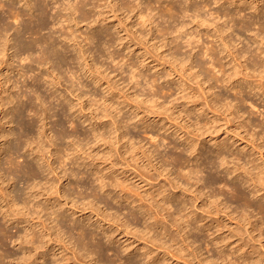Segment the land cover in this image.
Listing matches in <instances>:
<instances>
[{"label": "rangeland", "instance_id": "obj_1", "mask_svg": "<svg viewBox=\"0 0 264 264\" xmlns=\"http://www.w3.org/2000/svg\"><path fill=\"white\" fill-rule=\"evenodd\" d=\"M57 1L52 2V5H51L52 6L51 12L55 16L50 12L52 14L51 15L52 17L54 16L57 18H55V21L53 22V24H50L47 29L46 28L43 29L38 35V37L39 36L41 37V35H44L43 37H48L50 34L53 33L54 35L53 34L52 35L55 36L54 37L55 41L57 40L58 42L57 41L56 42L59 45L58 47L55 48V52L57 49L58 53L60 52L59 50H61V54L63 52L64 54H66V55L63 54V56L68 57V58L65 57L67 60H69L68 63L66 64L67 66L65 64H64L65 66L64 65L59 66L58 65L59 63H57L58 61H56L57 59L55 61L54 60L52 61L53 63H55V65L51 63V61L48 62L49 64L47 63V65L46 63L44 65L41 63L34 62V60L36 61L38 59L39 54H40L39 52H41L40 51L41 49L39 50V48H37L38 46L35 47L36 50L33 49V52L36 51L34 54L32 51L30 52L31 55L29 52L25 53L23 52L24 50L21 51V49H25L26 47H28L29 46V44L27 45L28 41L29 43H31L35 39V37H33L34 38L33 39L30 35L23 34V32L26 33L25 31L22 32L19 30L24 29V27H21V26H25L26 24L30 22H31L30 24L32 25H29V26L33 27L37 25L36 22L39 23V16H38L39 12L27 10L24 0H1L2 5L4 7L2 8V10L4 12H2V10L0 9V18L5 21L8 19L6 23L8 22L11 25V27L9 25V28H10L9 33H8L9 35H7L9 44L7 46L6 57L4 59L5 61H7V64L5 63L4 66L0 67V81L1 83H3V87H4L2 91L4 92V90H6L7 96H5V93L1 92V94L4 96H1L0 94V99L2 97L7 98L9 94L11 93H12L11 95L15 96L16 98L19 95H22L24 93L28 95V97L30 98L37 97L35 99L32 98L33 104H34V101L36 102L33 106L35 107V109L38 107L36 110L38 109L40 110V111L38 110L40 113V116L39 114L33 115L34 112L32 113L27 110L25 111L27 114H25V112L23 113L24 114L23 119L28 120V121L26 122L23 120V123L25 122L24 125L28 126L29 122H32L33 119L34 120L39 119L36 122V124H34L36 129H34L35 132L33 131V135L35 134L34 136L36 138L38 137L37 139L41 138L40 143L43 142L42 144L43 146L46 147V150L49 149L50 151H52L54 156L53 158H49L50 156L49 152L45 150L47 153L46 160L48 158V161L50 163H53V168L56 172L55 174H51V173L49 174V171H47V167H46L47 165L44 161L45 158L43 160L41 159L40 155H38L39 148L38 146H36L37 144L35 145L32 143V145H29L31 141L36 142L37 139L34 138V136H32L33 140H31L32 139L31 137L30 138L23 137V139H21L20 141L17 140L18 135H14L13 132L17 134L23 133V129L20 128V125H18L16 121H13V123H10V124H6V125L4 124L5 125L4 129L0 127V165L2 169L1 171L4 174L9 172V166L6 163H7V159L10 156H12L11 158H13V161H16L18 165H20L21 168H23V170L25 169L23 166L26 167V163L32 166L35 169L36 178L33 177L32 175H29L26 171H23L20 168V166L19 168L21 171L19 170V168H18L19 172L15 173L14 172L15 170L10 171V172L15 173L13 175L15 178V182L13 183L12 187L8 188L11 192H13L12 195H22V198H24L25 196L28 195L27 193H29L28 191L30 190V187L33 186V184L35 183L38 184L39 185L38 188L44 192L46 184L53 182L55 189L61 190L59 191L60 194L59 193L56 194L55 189L51 190L48 192L47 195H44L42 196V198H39L31 202L29 205L30 207H32V205L34 204H38V205L46 204L47 208L49 207V210L47 211V213L50 214L51 211L53 212V210L50 208L51 207L50 203L55 201L56 207L54 208V210L59 209L57 206V203H59V205H62L63 208L57 211L61 213L62 215H65V217L64 216L62 217L63 219L58 217L59 220L55 218L54 215H52L51 221H54L53 219H55L56 222L54 224L57 226L60 225L58 226L60 229L55 228L53 230L54 234L52 238L54 239L53 241H55L56 243L51 242L49 244L50 249L47 248V249L38 250L37 254H40V255H38L39 259L36 260V263L38 264H94V263L100 264L101 262H105L107 264H147L148 256L146 257L145 255H143L145 250L149 252L151 251L153 255L156 256V258L158 257L159 260H161V262H164L165 264H187L188 262L190 264H230V262H233L232 264H244L245 263L244 257H247V259L250 258L248 259V261L249 260L255 261L259 258L262 261L264 259L263 258L264 257V214L260 213L258 209L260 208V206L264 207L263 206L264 199L262 198V196L264 195V190H262V192L258 194L257 197L253 198L254 193L252 192H254L255 190L253 186H250L249 183L248 184L246 183V181L248 182L250 180V179L248 180L250 176L242 172V166H241V165L245 166L246 163L247 164L250 163L249 165H246L247 167L245 166V168L247 170H249L250 168L253 169L252 163L251 161H249L250 157L252 156L251 160L256 161L257 159L258 160L260 159V155L256 150H252L253 148L250 145H247L246 141H242L241 138L246 137V139L248 140H253V138H251L250 135H247L248 132H250L251 134L253 132V135H255L254 142H256V145L264 146V94L261 91H259V89L251 91V89L246 86L245 88L243 87L242 91L244 89L246 90H244L243 94L241 95L242 91L239 94V92H236L233 90V86H237V83H235L234 85H226V86L224 83H221V82L216 84L215 80L212 79V77H214L216 74V76L219 75L218 76L219 78H224L223 76L227 72L228 74L234 73L233 72L234 68H233V63H232L233 60L231 59V57L228 56V53L226 50L222 51L224 50L223 49L224 46H222V43L214 36V30L216 27L215 25L218 24L217 26L222 27L224 25L223 24L224 21L227 22L226 23L227 27H231L234 25V22H232L233 25L230 23L232 20L231 18L225 19L223 17L224 13L230 12L229 13L230 15L233 14L234 17L236 16L235 20L238 19L237 21H235L236 23H239V20H241L242 22L243 20L242 18H244V21L245 20L246 21L248 20L247 22L253 21L254 23L252 22L251 24H258V26L254 25L255 27L251 25L250 26L251 31L247 33V35H246V32H242L243 37L241 39L234 32L233 41L231 42V45L229 46H231L232 49L233 47H235L233 49V53L235 54L236 53L238 54L239 52L242 55H244V53H246L247 51L246 55H244L247 58V61L245 62L244 58H242L241 60V62L244 61L243 64L248 63V65L251 64V66L253 67L252 62L258 59H259L258 61L261 60L260 63L262 64V62L264 61V57H263L264 55L260 57V54H259L258 55L259 58H257V55H256L257 59H254L255 56L253 57L251 53L257 54L256 50L260 52L259 48H262L264 50L263 48L264 44H262L264 43V40H263L264 31L263 32L262 31L260 32L259 30L256 31L260 27L259 26L260 24L261 25L263 24L262 26H264V0H149V2L148 0H108V1L102 0L100 1L101 3L95 2L97 0H93V1L87 0L84 5L86 9L84 8V10L82 11V13L84 12V14L79 13L78 15V13H76L77 15L76 14L72 15V17L74 18L73 19L74 21L77 18H79L78 23L76 24L75 22H73L72 24L70 23V25H68L69 23L64 20L65 18L62 19L64 20L62 21L60 20L59 15L56 16V14L60 12V9H62L63 6H65L64 4H66L68 1L76 4L78 0H75V1L74 0H57ZM61 2H65V3L63 4ZM87 2L89 3V6L88 4H86ZM169 3L171 4L176 3V4H173V5H176V7L181 3L182 6L180 4L179 7L188 9L187 14L186 15L184 14L185 16L183 18L181 17L183 15L181 16L179 15L181 18L176 16V22H174L175 18L174 19L169 18L171 17V15L169 11L166 9L168 8L167 6L170 5ZM232 3H235L236 5H239V6L236 7V5ZM140 4H141V7L139 9L137 6ZM147 4H151L150 8H152L151 10L153 11L154 19L152 23L148 22L146 23V25H142V21L139 19V11L146 9L147 8L146 6H149ZM93 5L95 7H93ZM256 7H259V10L256 11ZM11 9L14 11L20 12L22 15L25 13L23 15L24 17L22 16L23 20L20 22H16L14 18L10 16L9 11ZM86 11L89 14H87ZM66 13L67 12L64 11L61 14L65 15ZM6 15H8L10 19L9 17L6 18L7 17ZM82 15H84L85 17L87 15L86 19H83L85 17L84 16L82 17ZM196 15H199L204 20L206 19L208 23L206 22L205 24H203L200 21V19L196 18ZM1 16L3 17L6 16L4 17L6 19H4ZM223 19L225 20L223 21ZM60 22L61 24H64L68 28L66 29L68 31L65 32L63 36H62L63 33H60V30H59L61 27ZM214 22H215V25H213ZM33 23H36V24H33ZM170 24H172L171 26H175L177 24V25H180V27L182 26L181 24L188 25L187 31L183 32L184 34L183 33L181 34V38L179 39L178 42L177 41L174 42L173 40L175 39L174 38L175 34L167 35L166 31H161L162 28H166ZM198 24L199 25L201 24V27H199ZM72 31L74 32L73 36H71L73 33ZM231 31L232 30L228 31L227 33H224L223 37H227L229 34L232 33ZM20 32L22 33V35H25V38L24 36L21 37ZM68 32L71 33V35ZM191 33H192V36L190 35ZM193 33H195V35L198 33L196 35L197 36L196 38ZM256 33H258V35L259 34L262 35L263 38L261 39L260 37L259 38L254 37ZM207 34L209 35V37ZM17 35H19L20 38L16 37ZM65 35L67 37H65ZM88 35L90 36L93 35V37H95L93 38L92 41H90L91 44L89 43V40H88V43H86L87 42L86 40L92 37ZM242 35L240 33V36ZM231 36L232 34L230 35V38ZM253 37L257 38V41L255 39V43H254ZM16 38H18L17 40H19L18 41L19 43L17 42ZM21 38H23L24 40L22 39L20 41ZM66 38H70L71 41L70 39L68 40ZM188 39L190 40L194 39L193 41L191 40V42H195L193 46L196 47L197 45V47L191 48L187 46L186 44L188 42ZM227 39L226 41L228 42ZM22 41L26 42V43L23 42V44H26V45H23ZM258 41L259 43L256 44V42ZM175 43L176 44L178 43L182 46L185 44V47L184 46L181 47L180 45L178 46L177 44L180 50L178 51L177 49L176 51V48L178 47H176ZM19 44L23 48L20 47ZM257 45L258 46L261 45V46H259L258 48ZM10 46L14 48H11ZM80 46L83 48L82 50L84 51L89 50L88 53L86 51V55H85L86 57L82 56L83 51L80 50L81 49ZM65 47H68V48L62 50V48H65ZM211 47L213 48L212 51H214L215 53L211 52ZM236 47L238 48L237 50L240 49L238 52L236 50ZM0 50H1V47H0ZM218 51L219 52L222 51L223 53L225 52L226 55L225 54L223 55V53H219ZM79 52L81 53L79 54ZM172 53H175L176 58L179 59L180 61L183 59L187 65H184V67L181 66L183 64L182 62V64L179 65L180 67H178V64L176 63L175 64L176 68L174 69L171 68L172 67L171 65L173 64ZM15 55H17V57ZM80 55L84 57V59L86 58V62H84V59L80 57ZM112 55H114V57ZM226 56H228L229 58L228 57L226 58ZM2 57L3 56L1 55L0 58ZM21 57L25 59L27 57L28 59L27 60L23 59L21 62V59H22ZM75 57H77L78 59H75ZM262 57L263 59H261ZM73 58L75 59V62H73ZM80 58H82L83 60L82 59L80 60ZM211 58H213V60ZM216 58L217 60L219 58H220L219 60H221L222 58L224 63L222 61L221 62L223 63V65L226 64V66L224 65V69H226L225 70L226 72L224 71V69L221 68L222 69L221 71L225 72V74L221 73V71L218 70L219 68L217 69L213 68V67H216L215 66ZM118 59L120 61L122 59L123 62L122 61L120 62ZM190 59L191 60L193 59L192 61L195 64L194 67H196L192 71L193 73L189 70V63L187 62ZM80 61H81V64H80ZM230 61L231 63H229ZM169 62H171L172 64ZM255 63L257 64V61ZM261 64H258V65H261ZM61 66H64V67H61ZM53 67L58 69L57 71L55 70L56 72L54 74L52 71H54L55 68ZM173 67L175 66L173 65ZM20 69L22 70L24 69L22 71L24 73L28 72L29 74L28 73L27 74L29 76L28 77L24 76L23 78H21L20 74L22 73H20L21 72L19 71ZM132 71L133 72L135 71L136 75L137 73L142 74V77H140L139 79L137 77L139 81V86L135 85L136 84L135 80L132 81L130 79V76L133 75ZM182 71L183 72L185 71V73H182V74H184L183 77L185 78L186 81L183 80L182 75L179 73ZM196 72L199 73V75L202 74L199 79H197L193 75ZM246 72H248L246 74H249V71H246ZM34 75L35 77L38 75L40 76V78L42 79L40 81L41 85L44 84L42 82H45V81L47 82V83L45 82L44 88L43 86H39L40 84L38 81L40 79L35 81L36 79L34 78ZM65 75L69 77L71 75H74L75 78L73 77L74 78L73 86L71 83L72 81L70 82L69 77H66ZM58 77L60 78V81ZM225 77L227 78V75ZM36 78L38 79V77ZM7 79L11 80V82L6 84L5 86L4 84L6 83ZM258 79L260 80V78ZM57 81L59 82V86H58ZM99 81H101L100 84H96V82L99 83ZM201 81L206 82V84H204V86H200V84L203 85L202 83H200ZM49 82L50 83L52 82V83L50 84ZM262 82H264V79ZM213 83H215L216 85ZM22 84H24V86ZM151 84L153 87L151 86ZM220 84H223L224 86ZM83 85H85L84 88H83ZM209 85H212V86L215 85L213 86L214 88L212 92L218 95L217 101L219 102L220 100L221 101V103L219 102L220 104L222 105L225 104L224 106L226 108H223L222 109L223 111H220V112L217 111L215 114L217 115V113L220 114L221 112L222 113L224 112L225 115L220 114L221 117L223 116L222 118L218 117L219 114L215 117L214 113L207 110L206 108L207 106L204 103L205 101L204 99L207 100L208 98L211 100V101L209 100V103L215 106L214 104L215 102H212V98L210 97L211 93L209 91L208 92L206 91L208 90ZM14 86H17V87H14ZM18 86H21L22 89L18 90L17 89L19 88ZM50 86L52 88H50ZM33 87L34 88L36 87L38 89L41 88L42 91L40 89L39 90L42 92V94L39 92V90H36V88L32 89ZM168 87L169 89H167ZM184 87H187V88H184ZM157 88H158V93L160 95L157 93V91H156L157 94L154 92L155 89L157 90ZM170 88H172V90ZM76 89H78L79 91L78 90L75 91ZM201 89L209 93L210 95L209 94H207L208 96L205 95ZM45 90L47 91L49 90L48 93L46 91V93L49 96L50 94H52V91L54 92L53 93L54 95L52 94V97L54 96L55 100H54V97L51 98L52 100L49 99L52 102V104H50L51 102L48 99H46L47 102H50L49 104L46 102V104L49 105L48 109L49 108L54 109V110L51 109L52 112L51 110L50 112H47L46 110H44L43 112L42 109H44V107H46L47 105H45L44 103H40L41 100L39 101V98L41 97V95H42V98L40 99L49 97L48 95H46ZM72 90H74L75 92ZM183 90L187 91L188 93L184 92ZM26 91L29 94H27ZM33 91L35 94H37L38 92L39 95L35 96ZM182 91L184 93H187L188 95L191 94L190 95L191 99H189V96L187 94L186 95L188 97V101L187 99L186 100L182 99L184 98V96L181 95ZM249 91H251V93ZM153 92L155 93V95ZM196 93H197V96H196ZM76 94L77 95L79 94L80 97L82 98L79 99V97ZM158 95H159V98L157 97ZM137 96H141L138 101L139 106L141 105L140 110L137 109L136 107L137 106L136 102L138 100L136 99ZM153 96L154 98L155 97L157 98L154 99ZM180 96L182 98H180ZM192 96L194 97L193 99H192ZM238 97L240 100L238 99ZM242 97L244 100L241 99ZM23 98H26V99H23L22 102H24L25 105H29L30 102L28 98L27 97H23ZM149 98L150 100H147ZM151 98H153L154 101L158 100L157 105L159 103L161 104V105L159 104L160 105L159 107H161L164 104L165 107L164 106L163 107L168 108L169 110L171 109L173 113L171 114L168 109H165V111L166 110L169 111V112H166L168 113L166 115L165 111L163 110L164 109L163 107L155 108L157 107L156 105L155 107L152 106V104H150ZM141 99H144L145 102L149 101V105L147 103L145 104L148 106L151 105L152 108L154 107L155 109L153 108V110L155 113L153 112V110H151V113H150V110L147 111V109L149 108L152 109V108L151 106L149 108H147L146 105L142 106V103H139L141 102L140 101ZM181 99L184 101H182ZM194 99L196 100L198 99L197 100L198 103L196 102V100L193 101ZM190 102L192 103L195 102V103L193 105ZM201 102H203L204 104H200ZM228 102H230L232 106L233 104L234 105L236 104L235 106L237 108L239 107L238 111H239V115L241 118L240 120H237V121L232 120V117L228 114L231 111L229 112L227 111L228 115H226V109H227L226 103ZM184 103L185 104L189 103L186 106L187 107L189 106V111L191 110L193 111L189 112L188 108L185 107ZM15 104H16V101H15ZM36 104H37V107H36ZM14 105L12 104L9 107H7V108H10L8 112L14 110ZM202 105H203V108H202ZM204 105H205V108H204ZM50 106H53V107H50ZM180 106H183V107H180ZM158 109L159 110L161 109L162 113L159 112ZM195 109L196 111L194 112ZM142 110L144 112H142ZM45 111L48 113V115ZM156 111L159 113V115H157ZM180 111H182L181 114H180ZM104 112L110 113L112 116H115L116 120L120 124L122 123L121 125H119L122 127V129L120 130L121 131L120 133H125L127 137V141H129V144H128L129 148L130 147L131 149L132 147L138 148L135 150V153L132 154V156H135L134 159L137 158L136 160H139L137 165L132 161V157L130 153H127V149H128L127 146L121 147L120 144H122V142L121 143L117 142L116 138H118L120 134L119 131L116 132L117 127L115 126L117 125H113V122H111L112 116H110L111 118L104 117L105 116ZM12 113L10 115V118L13 116ZM195 113L197 115L198 114L200 115L197 116ZM169 114L171 116L175 114V116L174 115L173 116L175 118L178 117L176 118L177 120L175 119V121L178 124L179 123L180 124L179 125L177 123H176L177 125L173 124L175 123L174 120L171 121L173 123L171 122L169 123L168 121L170 120L167 119V116L168 118L171 117ZM187 114H189L192 118H190V116ZM0 115H1L0 117H2L3 114L0 113ZM46 115H47V118H46ZM186 116L187 118L189 117V119H187ZM224 116L225 117L230 116L229 118L231 119H227ZM174 117H171L170 119L172 118L174 119ZM213 117H215V119ZM141 118L143 120H141ZM15 119L16 117H14V120ZM208 119L210 121L214 119L212 121L213 123L210 122ZM225 119L226 121L228 120V122H226ZM229 120H232L231 122L233 124L230 123ZM219 121H220V124H219ZM3 122L5 121L3 120ZM192 122L197 127L195 125H192ZM199 122L201 125L199 124ZM215 122H217L218 125H216ZM196 123L199 125H197ZM207 123H208V126L209 125L213 126V127L209 126L213 130L210 131L211 133L207 132L208 134L207 133L204 134L206 131L210 130V129L207 130L209 128L208 126L206 129ZM242 123L248 125L247 127L248 131H246L247 133H245L244 130L241 129V127L239 126V125H243ZM204 124L205 126L203 127L205 129L202 128L200 129V132H197L200 126L202 127V125ZM188 125H190L191 127ZM176 126L179 128L181 126L183 130H181V128L180 129L177 128ZM195 127L198 129L195 130ZM184 128H186L185 129L187 130L186 132H184L185 131ZM201 130H204V131L206 130V131L202 132ZM177 131L178 133H176ZM11 132H12V135L8 139H4L3 137H1V133L8 134ZM39 133H42L43 135ZM65 133H67V135H65ZM97 133L98 135L104 134L103 137L101 138H106L105 141H102V139H100L101 140L100 142L99 139H96V136L98 137ZM186 133H189V134L191 133L190 136L199 135L197 136L199 139V142H196L198 144L196 148L197 152H199L198 155L196 153L190 154V151L188 152L189 150L188 147L189 145L192 146V143H189L187 141V138H186L187 136H185ZM48 137L49 139L50 138L53 139V142H54L53 144L56 145L55 148L51 146L52 145L51 142L48 143L49 141L47 139ZM224 142L226 143V145ZM219 144L221 145V149L223 150V151L221 150L222 152L218 150V147L220 146ZM77 145H80L83 148V152L85 154L82 152L78 153V150L76 148ZM245 148L246 150L249 149L247 150L249 151L248 153L245 150ZM2 149H4V151ZM263 150L264 149H262V152L264 153ZM149 151H151V153ZM35 152H38V153H35ZM220 152L222 154L224 153L223 156H227L224 158L227 159L226 161L229 162V163L227 162L228 165L224 166L223 164L224 167H222L221 165L222 163H219V160L222 161V158L221 159L219 158L222 156ZM234 153H236V155ZM88 154H91V159H90V156L87 157ZM176 156L177 157L179 156V159H181L182 161L181 160L177 161L176 159L178 158ZM180 156L182 158H180ZM239 158L241 159V161L239 160ZM183 159L187 162H185ZM258 160L256 164H261L260 163L261 161H258ZM61 161H64V163L61 164L60 163ZM91 161L92 162L95 161V162L92 164ZM113 161H114L113 165L115 164L114 166L110 164ZM195 165L197 166L200 165L199 168L201 172L198 173L199 175L198 177H200V180L201 179L202 180L199 184H195L194 180L188 183V180L186 178V174L188 173V170L191 169V167L195 168L196 167ZM139 166H140V169L144 167L145 168L144 172L145 173L148 172L149 176H151L152 179H148L145 176L144 178L146 179L144 178L142 179L139 174V172H141L140 169L138 168ZM234 167H240L241 169L238 172H234L235 170ZM162 168H166V170H169L170 176H171L170 178L174 182L170 183L168 181L169 179H166V177L168 176L167 175L168 171L163 172L164 169ZM252 169H250L249 171H252ZM97 171H101V173H99L98 175L95 174ZM159 173H161L160 176H159ZM57 174L59 177L56 176ZM99 175L107 176L108 178L106 179V181L107 183L110 182L108 187L104 190L102 189L99 190L100 189L99 184L101 182ZM58 178H61L62 180L58 181L59 180ZM240 178L243 180V182H241L242 180H240ZM111 179L112 181H115V182L120 180L126 183V185H128L129 188L133 187L135 188V190L138 189L137 190L138 192L134 191V193L133 192L132 193L134 195L138 193L139 196L140 195L144 196L146 197V199L148 195V199L150 202H152V200L149 198L150 194L154 193V190H151L152 187L160 188V186H162V188L164 189L166 188V190H168L166 195L169 194L170 196L171 200L169 201L172 202L170 206L172 208H170V210L168 209V210L162 211L163 212L162 214L164 215V217L168 218V223H169L168 225H170L171 220L174 217L176 219L182 218V217L185 219L186 216L184 217V215L185 214L189 215L190 210H191L192 213L194 212L193 214L199 217L198 219H201V218L204 219L205 221L204 224L210 225L211 223H213L214 227H211L210 231L208 230L202 231V230H198L197 227L193 224L189 227L188 226L181 227L182 232L180 233L177 232L175 228L173 229L171 227V229L169 228V231H170V234L173 233L172 234L173 239L175 240V244H174L173 242L170 241L169 238H166L165 236L162 235V233L164 232L163 225L166 226L167 224L166 222L164 224L160 222L158 225H155L157 228L156 232L153 230L151 233V231L149 230L151 233V235L150 234L149 235L150 236L157 235L158 237H154V238H158L160 242L158 240L154 241L152 239H149L151 238L149 235L146 237L144 236L147 233L146 226L149 227L150 225L151 227L153 223V221L149 220V217L146 216V214H144V211L147 210L148 208V206H146V204L148 205V203H142L143 204L142 206L141 202H139V197L135 195L136 198H134L135 196L133 194H132L133 197L131 198V200H133L132 202H134V200L136 199V202L132 203L131 200L129 202L128 201L125 202V199L121 198L125 196L124 193H122L118 188H113L110 185L112 182ZM244 180L246 184L244 183ZM46 181L47 182L50 181V182L47 183ZM171 185L175 186L174 189L171 188L172 187ZM94 187L96 188V190L94 189ZM133 188L132 190H134ZM233 188H237L243 194L246 193L247 199L249 198L247 203L250 204L249 206L251 208H249V206L247 208L246 205H241L243 203H240L239 199L236 196V193L233 191ZM64 192L68 194L69 199H66L65 197L61 198V194L63 195ZM213 195L215 196L213 197ZM169 196H168V199H169ZM155 197H156V194H155ZM162 198L163 196L156 197L157 202H154V205L155 206L157 204L163 205L164 202H162L163 200ZM46 199H50V203H46L45 201ZM72 200H74L76 203L74 204V201ZM89 200L91 202L95 201L93 202L94 205L96 204L95 209L92 210L91 207L86 206V204L90 202ZM215 200H217L218 204L221 205L220 208H223L224 206L229 208L227 214H230V216L227 217L225 213L223 212L217 214L215 208L213 207L211 209L212 210L211 215H208L206 212H204V207L206 205L209 206V203ZM249 200L251 201V203ZM83 202H85V204H83ZM204 202H205V205H204ZM186 203H188L187 206L190 207V210L188 209L184 212L183 210L184 207L182 206V204L185 206ZM73 204L76 207L73 206ZM252 204H255L256 206L259 204L258 208ZM251 205L255 206V208H253ZM167 207L168 206L166 205L164 208L167 209ZM139 208L142 209V211ZM245 209H246L245 214L247 212L248 213L247 215L250 217V219L252 218V216L253 218L251 220H247V219H245V221L241 220L240 223H238L240 220L239 218H241L242 212ZM253 209H257L258 211L255 210L254 212ZM72 210L75 212L73 213ZM179 210L180 211L183 210V212H181L180 214L177 213V211ZM251 212L252 213L254 212V213L252 214ZM34 213H35L34 209H32V211L30 210V215L28 216L29 220H32L33 218L35 219V221L38 220L36 219L37 217ZM47 213L43 211L41 213V216L44 219H46L48 217ZM72 215L74 217H72ZM106 215L111 216V217H108V219L112 218L113 216L114 217L117 216L116 218H118L122 222L125 221L126 223L128 221V223L131 224L130 226L131 228L128 229L130 231L126 229H122L123 231L117 230L115 226L111 227L112 223H109V220L101 221V217H104ZM168 215L171 216L172 218L169 217ZM144 218H146V220ZM217 218H220V221L222 222V227L220 228V230L216 229L215 227L217 224L214 223V221ZM248 221L249 222L251 221L253 225L251 226L250 224H248L249 223ZM145 222L146 223L149 222L151 224L149 223L145 224ZM28 223L25 222L23 224H18L17 222H12V221L10 222L8 218L4 219V216L2 215V213H0V224L6 228L7 234L9 232L11 233L9 234V236L11 235L14 236L13 238L10 237V240L7 239L9 241H7V245L4 250L1 251L0 249V254H4L3 252H10V254L13 255V257L10 256L11 258L10 257L6 258L5 264H19L18 263L19 259L24 256L25 249H21L20 244L22 240L24 239L26 240L27 234L32 233L31 230L33 229L31 228L32 223H29V224ZM47 223H50V222L48 221ZM79 223L80 224L82 223V224L79 225ZM54 224L51 222L50 227L51 225L52 227H54ZM80 226L81 227L83 226L82 228L85 230L84 231L86 232L85 234L88 235V238L85 239V244L87 245V248L90 249L89 251L95 253V255L93 253L92 256L97 255V257H94L95 259H93V257L90 256L89 258H86L85 260L81 259L75 262L73 259H71L70 261V257L72 258V254H71L72 252L71 251L69 252V250H64V244L56 241L55 235L61 232V235L63 236L64 235L63 232H68L65 236H63V240L64 241L67 240L65 241V243L69 244L71 236L72 238L74 237L76 240L77 238L80 237L78 230L75 229V227L78 228ZM100 226L102 228H100ZM253 226L255 227L258 226L263 236L259 235L260 234L259 231H254ZM40 229H41V226L38 227L35 231L37 233H42V229L41 230ZM38 230L40 232H38ZM114 230H117V232H115ZM140 231H144L145 233H142ZM133 234L134 235L136 234L135 235L136 237H134ZM108 236H112L113 241H112V238L110 237L111 239V242H110V239ZM183 236H184V239L186 238L185 243L182 241ZM224 236H229V238H231L232 236V238L229 239L230 241H227L226 243L223 242L224 244L219 243L220 244L219 245L220 247H219L216 243L222 241V238ZM17 239H19V241L21 240V242H19ZM75 239L73 240L75 241ZM163 242H166L165 247L161 248V246H163L162 245ZM187 244L188 245L190 244L189 247ZM51 245L54 247L53 252L51 251L52 250ZM71 246L72 245L69 246L70 250L72 248ZM126 246H129L130 250L127 249L128 247L126 248ZM169 247H170L169 251H171L172 254L176 252V255H177L176 257L172 258V254H169V255L167 254L166 249ZM238 247H242L241 250H239L236 253H233V251L237 250ZM179 248L183 250L181 251ZM252 248L256 249V251L254 250L255 253L252 252ZM48 249L51 252H49ZM221 249L224 250V253L222 252ZM45 251L47 252L48 255L45 258H42L43 254L46 253ZM182 252L184 253L183 254L184 256L186 254L185 257L183 255L181 256ZM33 253H36V252H33ZM230 253H233L235 255L233 254L231 255ZM241 255L243 258H241ZM64 256L65 258H67V261L63 260ZM260 256H263V257H260ZM262 262H264V260Z\"/></svg>", "mask_w": 264, "mask_h": 264}, {"label": "bare ground", "instance_id": "obj_2", "mask_svg": "<svg viewBox=\"0 0 264 264\" xmlns=\"http://www.w3.org/2000/svg\"><path fill=\"white\" fill-rule=\"evenodd\" d=\"M34 1V2H33ZM24 0V3H25V5H26V9L27 10H29V11H37V12H39V23L38 22H36L37 23V25H35V26H29V25H32V24H30L31 22L30 21H28V22H30V23H28V24H26L25 26H21V27H24V29H21V30H19V31H25L26 33H24L23 32V34H28V35H30L32 38L33 37H35V39L31 42V43H29V41H28V43H27V45L29 44V46L28 47H24L25 49H21V51H23V52H33V49H35L36 50V48L35 47H37V48H39V50L41 51V52H39L40 54H39V57H38V61L36 60H34V62H37V63H41V64H44L45 65V63H46V65H47V63L48 62H50L51 61V63H53L52 61L54 60H56V61H58L57 63H59L58 65L60 66V65H66L67 63H68V61L69 60H67L65 57H67V56H63V54H64V52L61 54V50H59L60 52V54L57 52V49H56V52H55V48L56 47H58L59 45H58V41L56 42L55 41V36H53L52 34H50L48 37H43L44 35H41V37L39 36L38 37V35L40 34V32L43 30V29H47L48 27H49V25L50 24H53V22L55 21V18H57V17H54L55 15L51 12V10H52V2H54V1H57V0ZM75 1V0H74ZM79 1V0H78ZM77 1V2H78ZM87 0H81V1H79L78 3L76 2V4H74V3H72V2H70V1H66L67 3L66 4H64L65 2H61V3H63L65 6H63V4H62V6H63V8L62 9H60V12L58 13V14H56V16L57 15H59V18H60V20H62V19H64L66 22H68L69 24L68 25H70V23L72 24L73 22H75L76 24L78 23V19L79 18H77L75 21L73 20L74 18L72 17V15H74V14H76V13H78V15H79V13H82V11L84 10V5H85V2H86ZM93 1V0H92ZM100 1H102V0H97V1H95V2H100ZM108 1V0H107ZM58 2V1H57ZM142 2V1H141ZM148 2H149V0H148ZM152 2V1H151ZM159 2V1H158ZM101 3V2H100ZM157 3V2H156ZM182 3V2H181ZM180 3V4H181ZM54 4V3H53ZM56 4V3H55ZM86 4H88V6H89V3L87 2ZM90 4H91V2H90ZM93 4V3H92ZM153 4V3H152ZM170 5H168L167 7L168 8H166L168 11H169V13H170V15H171V17H169V18H171V19H174V22H176V16H178L179 18H183L186 14H187V11H188V9H186V8H182V7H179L180 6V4L176 7V5H173V4H176V3H173V4H171V3H169ZM232 4H235V3H232ZM245 4V3H244ZM24 5V6H25ZM99 5V4H98ZM97 5V6H98ZM135 5V4H134ZM147 5H149V6H146L147 8L146 9H143V8H141V9H143V10H141V11H139V19L142 21V25H146V23H148V22H153V19H154V16H153V11L151 10L152 8H150V6H151V4H147ZM236 5V4H235ZM97 6H96V8H97ZM123 6H125V5H123ZM137 6V5H136ZM154 6V5H153ZM152 6V7H153ZM181 6H182V4H181ZM207 6V5H206ZM239 5H236V7H238ZM86 7H87V5H86ZM93 7H95L94 5H93ZM92 7V8H93ZM133 7V6H132ZM139 9H140V7H141V4L140 5H138L137 6ZM136 7V8H137ZM144 7V6H143ZM179 7V8H178ZM199 7V6H198ZM252 7V6H251ZM2 8H4L3 7V5H2V2H1V0H0V9L2 10ZM129 8V7H128ZM131 8V7H130ZM197 8V7H196ZM201 8V7H200ZM260 8H261V6H260ZM86 9V8H85ZM94 9V8H93ZM113 9V8H112ZM255 9V8H254ZM91 10V9H90ZM145 10V11H144ZM166 10V11H167ZM196 10H198V9H196ZM257 10H259V7H256V11ZM67 12L65 15H62L61 13H63V12ZM95 11V10H94ZM163 11V10H162ZM2 12H4L3 10H2ZM54 15L53 17L51 16L52 14ZM93 12V11H92ZM165 12V11H164ZM163 12V13H164ZM227 12V11H226ZM229 12V11H228ZM9 13H10V16L12 17V18H14V20L16 21V22H20V21H22L23 19V15L25 14H21L20 12H17V11H14V10H10L9 11ZM86 13L87 14H89L87 11H86ZM85 13V14H86ZM155 13V12H154ZM166 13V12H165ZM189 13V12H188ZM230 13V12H229ZM229 13H224L223 14V17L225 18V19H229V18H231L232 20H231V24H232V22H234V25L233 26H231V27H227V25H226V23L227 22H225L224 20L225 19H223V21H224V25L222 26V27H219V26H217V25H215V22H214V24L213 25H215L214 27H215V30H214V36L222 43V46H224L223 47V49L224 50H222V51H227V53H228V56L229 57H231V59L233 60L232 61V63H233V68H234V73L233 74H228V72L225 74V70L226 69H224V65L226 66V64H224L223 65V60H222V58H221V60H217V58L215 59V66L216 67H213V68H219L218 70L219 71H221L222 69H224V71L225 72H222L221 71V73H223V74H225L223 77L224 78H219L218 76H216V74H215V76L214 77H212V79H214L215 80V82H216V84L217 83H224L225 84V86L226 85H234L235 83H237V86H233V90L234 91H236V92H239V94H240V92L242 91V89H243V87L245 88L246 86L248 87V88H250L251 89V91H254V90H257V89H259V91H261L263 94H264V82H262L263 81V79H264V61L262 62V64L260 63V61H258V60H255V61H251L252 62V65H253V67L251 66V64L250 65H248V63H244L243 64V62H241V60H242V58H244V60H245V62L247 61V58L244 56V55H246V53H247V51H246V53H244V55H242L241 53H239L238 51L240 50H237L238 48V46L236 47V50H237V52H238V54L236 53H233V49L235 48V47H233V49L231 48V46H229V45H231V42L233 41V34H234V32H235V34L237 35V36H239V38L241 39L242 37H243V35H242V32H246V35H247V33H249L251 30H250V26L251 25H257L258 26V24H251L252 22L251 21H249V22H247L246 20V23H245V21H244V18H242L243 20H242V22H241V20H239V23H236L235 21H237V20H235V17H234V15L232 14V15H230ZM82 14H84V12L82 13ZM92 14V13H91ZM90 14V15H91ZM167 14V13H166ZM185 14V15H184ZM77 15V14H76ZM81 15V14H80ZM89 15V16H90ZM155 15V14H154ZM165 15V14H164ZM181 15H183V16H180ZM7 16V17H6ZM6 16H4V17H6V18H8L9 16L8 15H6ZM23 16V17H22ZM84 15H82V17H83ZM156 16V15H155ZM1 17H3V16H1ZM3 17V18H4ZM82 17H81V19H82ZM85 17V16H84ZM86 17H87V15H86ZM86 17L85 18H83V19H86ZM234 17V18H233ZM246 17V16H245ZM6 18H4V19H6ZM100 18V17H99ZM196 18L197 19H200V21L203 23V24H205L206 22L208 23V21L205 19H203V18H201L199 15H196ZM9 19H10V17H9ZM88 19H89V17H88ZM178 19V18H177ZM260 19V18H259ZM8 20V19H7ZM6 20V21H7ZM64 20H62V21H64ZM179 20V19H178ZM182 20V19H181ZM261 20V19H260ZM6 21L5 20H2L1 18H0V47H1V50H0V57H1V55L3 56L2 58H0V67L1 66H4V64L6 63L7 64V61H5L4 59H5V57H6V51H7V46H8V44H9V40L7 39V35H9L8 33H9V30H10V28H9V23H8V25H7V23H6ZM32 21V20H31ZM37 21V20H36ZM77 21V22H76ZM81 21V20H80ZM256 21V20H255ZM35 22V21H34ZM24 23H26V22H24ZM36 23H33V24H36ZM56 23H57V21H56ZM63 23V22H62ZM229 23V24H230ZM254 23V22H253ZM255 23H257V22H255ZM55 24V23H54ZM60 24H61V22H60ZM180 24V23H179ZM230 24V25H231ZM250 24V25H249ZM21 25V24H20ZM23 25V24H22ZM172 24H170L168 27H166V28H162V30L161 31H166V33H167V35L168 34H175V39H173L174 40V42H178L179 41V39L181 38V34L183 33V32H186L187 31V26L188 25H184V24H181L182 26L180 27V25H175V26H171ZM199 25V24H198ZM213 25H211V26H213ZM263 25V24H262ZM261 24L259 25L260 27L256 30V31H264V30H262V29H264V28H262V27H264V26H262ZM54 26V25H53ZM179 26V27H178ZM262 26V27H261ZM10 27H11V25H10ZM66 27V28H65ZM199 27H201V24L199 25ZM255 27V26H254ZM59 28V27H58ZM66 29H68L67 28V26H65L64 24H61V27H60V33H63L62 34V36L65 34V32H67L68 30H66ZM251 29H253V28H251ZM13 30V29H12ZM17 30V31H18ZM57 30V29H56ZM71 30V29H70ZM230 30H232L231 32V34H232V36H231V38H230V35L231 34H229L227 37H223V34L224 33H227L228 31H230ZM55 31V30H54ZM14 32H15V30H14ZM71 32V31H70ZM73 32V31H72ZM198 32V31H197ZM237 32V33H236ZM260 32H258V33H260ZM59 33V34H60ZM69 33V32H68ZM68 33H66V34H68ZM240 33H241V35L242 36H240ZM258 33H256V35L254 36V37H257V38H263V36L262 35H258ZM16 34V33H15ZM18 34H19V32H18ZM41 34H43V33H41ZM70 35H71V33H69ZM73 34H74V32L72 33V35L71 36H73ZM184 34V33H183ZM194 35H195V33H193ZM198 34V33H197ZM196 34V35H197ZM263 34V33H262ZM20 35H21V37H23L24 36V38H25V35H22V33L20 32ZM191 36H192V33L190 34ZM195 35V38L197 37ZM208 35V34H207ZM235 35V36H236ZM29 36V37H30ZM88 36H90V35H88ZM92 36V37H91ZM90 37V39H87L86 41V43H88V40H89V43L91 44V42L90 41H92L93 40V38H95V37H93V35H91ZM16 37H18V38H20V36L19 35H17ZM65 37H67L66 35H65ZM208 37H209V35H208ZM253 37V38H254ZM18 38H16V40L18 39ZM28 38V37H27ZM53 38H54V40H53ZM61 38H63V37H61ZM71 38V37H70ZM70 38H66V39H70ZM73 38V37H72ZM89 38V37H88ZM227 38H229V39H227ZM257 38H254V43H255V39H256V41H257ZM23 38H21L20 39V41L22 40ZM31 39V38H30ZM29 39V40H30ZM226 39L228 40V42L226 41ZM239 39V40H240ZM24 40V39H23ZM32 40V39H31ZM192 41L194 40V39H191ZM191 40L190 39H188V42H187V46H189V47H191V48H194L195 46H193L194 44H195V42H191ZM264 40V39H263ZM19 40H17V42H18ZM70 41H71V39H70ZM73 41V40H72ZM94 41H95V39H94ZM241 41V40H240ZM23 42L24 41H22V44H23ZM26 42H27V40H26ZM26 42H24V43H26ZM19 43V42H18ZM56 43H57V45H56ZM181 43V42H180ZM185 43V42H184ZM197 43V42H196ZM220 43V44H221ZM257 43H259V41L258 42H256V44ZM261 43V42H260ZM176 44V43H175ZM178 44V43H177ZM177 44H176V47H178L180 44H178V46H177ZM183 44V43H182ZM262 44H264V43H262ZM20 45V44H19ZM23 45H26V44H23ZM97 45V44H96ZM100 45V44H99ZM12 46V45H11ZM10 46V47H11ZM14 46V45H13ZM181 47H185V44L182 46V45H180ZM221 46V45H220ZM221 46V47H222ZM236 46V45H235ZM258 46V45H257ZM259 46H261V45H259ZM259 46H258V48H259ZM15 47V46H14ZM14 47H11V48H14ZM20 47H22L21 45H20ZM62 47H64V46H62ZM81 47V46H80ZM79 47V48H80ZM176 47H174V48H176ZM180 47V48H181ZM196 47H197V45H196ZM195 47V48H196ZM213 47V46H212ZM211 47V52L213 53L214 51H212L213 50V48ZM248 47V46H247ZM23 48V47H22ZM66 48H68V47H65V48H62V50L63 49H66ZM96 48V47H95ZM250 48H252V47H250ZM257 48V49H258ZM264 48V47H263ZM20 49V48H19ZM18 49V50H19ZM28 49V50H27ZM83 48L81 47V51H83L82 53V56H84V57H86L85 55H86V51H84V50H82ZM177 49H178V51L180 50L179 49V47L178 48H176V51H177ZM200 49V48H199ZM216 49V48H215ZM221 49V48H220ZM232 49V50H231ZM256 49V48H255ZM69 50V49H68ZM182 50V49H181ZM235 50V51H236ZM243 50H244V48H243ZM249 50H251V49H249ZM259 50H260V52L259 51H257L256 50V52H257V54H254V53H251L252 54V56L254 57L255 56V58L254 59H257V58H259V54H260V57L262 56V55H264V50L262 49V48H259ZM89 51V50H88ZM88 51H87V53H88ZM206 51H207V49H206ZM219 52V53H223V52ZM253 51H255V50H253ZM15 52H16V50H15ZM36 51H34L33 52V54L35 53ZM68 52V51H67ZM217 52V51H216ZM242 52H244V51H242ZM259 52V53H258ZM81 52H79V54H80ZM177 53V52H176ZM207 53H208V51H207ZM215 53V52H214ZM17 54V53H16ZM210 54V53H209ZM225 54V52L223 53V55ZM254 54V55H253ZM30 55H31V53H30ZM29 55V56H30ZM64 55H66V54H64ZM211 55V54H210ZM213 55V54H212ZM226 55V54H225ZM250 55V54H249ZM256 55H257V58H256ZM16 57H17V55H15ZM19 56V55H18ZM81 55H80V57H82ZM113 57H114V55H112ZM228 56H226V58L228 57ZM251 56V57H252ZM28 57V56H27ZM26 57V59L25 58H22L21 59V62H22V60L24 59V60H27L28 58ZM84 57H82L83 59H84ZM214 57V56H213ZM220 57V56H219ZM228 57V58H229ZM264 57V56H263ZM263 57L261 58V59H263ZM68 58V57H67ZM82 58H80V60L82 59ZM246 58V59H245ZM250 58V57H249ZM35 59V58H34ZM70 59V58H69ZM75 59H78L77 57H75ZM75 59L73 58V62H75ZM82 59V60H83ZM123 59V58H122ZM121 59V61L123 62V60ZM172 59H173V64L171 63V62H169V63H171L172 65V67L171 68H176V63L178 64V67H180L179 65H181L182 64V62H183V64L181 65V66H183L184 67V65H187L186 64V62H184V60L182 59L181 61L179 60V59H177L176 58V56H175V53H172ZM212 60H213V58H211ZM225 59V58H224ZM20 60V59H19ZM71 60V59H70ZM119 60V59H118ZM193 60V59H192ZM191 59L190 60H188L187 62L189 63V70L192 72L196 67H194V62L192 61ZM31 61H33V60H31ZM77 61V60H76ZM120 61V60H119ZM120 61V62H121ZM223 63H222V62ZM249 61V60H248ZM257 61V64L255 63ZM71 62V61H70ZM69 62V63H70ZM84 62H86V58L84 59ZM120 62H118V63H120ZM259 62V63H258ZM30 63H32V62H30ZM72 63V62H71ZM168 63V62H167ZM229 63H231V61L229 62ZM34 64V63H33ZM40 64V65H41ZM49 64V63H48ZM54 65H55V63H53ZM80 64H81V61H80ZM87 64V63H86ZM213 64V63H212ZM246 64V65H245ZM258 64H261V65H258ZM32 65V64H31ZM57 65V64H56ZM64 65V66H65ZM173 65L175 66V67H173ZM64 66H61V67H64ZM67 66V65H66ZM87 66V65H86ZM214 66V65H213ZM250 66H251V68H250ZM57 67V66H56ZM119 67V66H118ZM177 67V68H178ZM230 67V66H229ZM232 67V66H231ZM53 68H55V67H53ZM59 68V67H58ZM132 68H134V67H132ZM136 68V67H135ZM182 68V67H181ZM186 68V67H185ZM222 68V69H221ZM138 69V68H137ZM215 69V70H216ZM232 69V68H231ZM24 70V69H23ZM22 69H20L19 71H21L20 73H22V74H20V77L21 78H23L24 76H29L28 74V72H26V73H24V72H22L23 71ZM58 70L57 68H55L54 69V71H52L53 72V74L56 72V71ZM135 70V69H134ZM183 70V69H182ZM242 70V71H241ZM29 71V70H28ZM66 71H68V70H66ZM90 71H91V69H90ZM217 71V70H216ZM218 71V72H219ZM232 71V70H231ZM246 71H249V74H246V73H248V72H246ZM51 72V73H52ZM133 72V71H132ZM138 72V71H137ZM178 72V71H177ZM28 73V74H27ZM34 73V72H33ZM70 73V72H69ZM76 73V72H75ZM93 73V72H92ZM141 73V72H140ZM176 73V72H175ZM181 75H182V78H183V80L184 81H186L185 80V78L183 77V75L184 74H182V73H185V71L183 72H179ZM193 73V72H192ZM230 73H232V72H230ZM252 73V74H251ZM35 74V73H34ZM178 74V73H177ZM220 74V73H219ZM32 75V74H31ZM51 75V74H50ZM61 75V74H60ZM139 75V76H138ZM144 75V74H143ZM197 79H199L200 77H201V75L202 74H200L199 75V73H195V74H193ZM227 75V78L225 77ZM33 76V75H32ZM31 76V77H32ZM66 76V75H65ZM172 76V75H171ZM222 76V75H221ZM220 76V77H221ZM30 77V78H31ZM36 77H38V79L36 78ZM35 77V75H34V78L36 79L35 81H37V80H39L38 82H39V84H40V81L42 80L41 78H40V76L38 75V76H36ZM66 77H69V76H66ZM74 77V75H71L70 77H69V81L72 83V86L74 85V83H73V79L75 78H73ZM94 77H95V75H94ZM137 77H138V79L140 78V77H142V74H138L137 73V75H136V73H135V71L133 72V75L132 76H130V79L132 80V81H134L135 80V85L137 86H139V81H138V79H137ZM43 78V77H42ZM59 78V77H58ZM57 78V79H58ZM62 78V77H61ZM143 78H144V76H143ZM254 78V79H253ZM258 78H260V80L258 79ZM53 79V78H52ZM145 79H146V77H145ZM149 79V78H148ZM180 79H181V77H180ZM256 79H258V80H256ZM54 80V79H53ZM98 80V79H97ZM204 80H206V79H204ZM208 80H210V79H208ZM50 81H51V79H50ZM59 81H60V78H59ZM67 81H68V79H67ZM66 81V82H67ZM154 81V80H153ZM213 81V80H212ZM9 82H11V80H9V79H7V81H6V83L4 84L5 86H6V84H8ZM38 82H37V84H38ZM46 82V81H45ZM45 82H42V83H44L45 84ZM52 82H54V81H52ZM51 82V83H52ZM58 82V81H57ZM100 82L101 81H99V83H97L96 82V84H100ZM150 82H152V81H150ZM157 82V81H156ZM258 82V83H257ZM47 83V82H46ZM50 83V82H49ZM50 83V84H51ZM54 83H56V82H54ZM149 83V82H148ZM155 83V82H154ZM182 83V82H181ZM200 83H202L203 85H201ZM199 84H200V86H204V84H206V82H200ZM13 84V83H12ZM44 84H40L39 86H43V88H44ZM213 84H215V83H213ZM215 84V85H216ZM23 86H24V84H22ZM54 85V84H53ZM56 85V84H55ZM153 85H155V84H153ZM186 85V84H185ZM215 85H213V86H215ZM220 85H222V86H224L223 84H220ZM13 86V85H12ZM49 86V85H48ZM48 86H46V87H48ZM58 86H59V82H58ZM70 86H71V84H70ZM84 86L85 85H83V88H84ZM151 86H152V84H151ZM157 86H159V85H157ZM181 86V85H180ZM199 86V87H200ZM212 85H209L207 88H208V90H206L207 92L209 91L210 93H211V95L209 94V93H207V92H205L204 90H202V92H204V94L205 95H207V94H209L210 95V97L212 98V102H215L214 104H215V106H213V105H211L210 103H209V100L210 99H208L207 98V100L206 99H204L205 101H204V103H205V105L207 106L206 108H207V110H209L210 112H212V113H214V115L216 114V112L217 111H223L222 109L223 108H226L224 105H222V104H220L221 103V101L219 100V102L217 101L218 100V95H216L215 93H213L212 92V90H213V87ZM14 87H17V86H14ZM19 88H17L18 90H21L22 89V87L21 86H18ZM21 87V88H20ZM37 87H38V85H37ZM45 87V88H46ZM55 87V86H54ZM75 87V86H74ZM153 87V86H152ZM151 87V88H152ZM228 87V86H227ZM3 83H1V81H0V94H1V92H3L2 90H3ZM11 88V87H10ZM9 88V89H10ZM31 88V87H30ZM36 88V87H35ZM34 87L32 88V89H35ZM42 88V89H43ZM50 88H52L51 86H50ZM57 88V87H56ZM82 88V89H83ZM163 88V87H162ZM162 88H160V89H162ZM165 88V87H164ZM184 88H187V87H184ZM202 88V87H201ZM8 89V90H9ZM14 89V88H13ZM28 89V88H27ZM40 90H41V88H39ZM38 88H36V90H39ZM78 89H80V88H78ZM78 89H76L75 91H77ZM167 89H169V87L167 88ZM171 90H172V88H170ZM174 89V88H173ZM198 89V88H197ZM203 89H205V88H203ZM230 89V88H229ZM232 89V88H231ZM7 90V91H8ZM12 90V89H11ZM35 90V91H36ZM39 90V92L42 94V90L40 91ZM67 90V89H66ZM185 90V89H184ZM183 90V91H184ZM187 90V89H186ZM200 90V89H199ZM244 90H246V89H244ZM243 90V91H244ZM13 91V90H12ZM32 91V90H31ZM46 91L47 90H45V93H46ZM49 91V90H48ZM48 91H47V93H48ZM69 91V90H68ZM72 91H74V90H72ZM74 91V92H75ZM79 91V90H78ZM151 91H153V90H151ZM156 91H157V93H158V88H157V90L155 89V93H156ZM160 91V90H159ZM181 92V95L182 96H184V98H182L181 96H180V98H182V99H184V100H186L187 99V101H188V97H187V91H184V92H187V93H184V92ZM243 91L241 92V95L243 94ZM251 91H249L250 93H251ZM74 92H72V93H74ZM80 92H82V91H80ZM153 92V93H154ZM162 92V91H161ZM175 92V91H174ZM3 93H5V96H7V93H6V90H4V92ZM10 93V92H9ZM17 93V92H16ZM24 93V92H23ZM26 93L27 94H29L27 91H26ZM33 93H34V91H33ZM45 93H43V94H45ZM46 93V95H48ZM51 93V92H50ZM49 93V94H50ZM54 92L52 91V94H53ZM152 93V92H151ZM155 93H154V95H155ZM156 93V94H157ZM184 95H183V94ZM193 93H194V91H193ZM12 94V93H11ZM11 94H9V96L7 97V98H1L0 99V113L1 114H3L2 115V117H0V127H2V129H4V126L6 125V124H10V123H13V121H16L17 123H18V125H20V128L21 129H23V133H15V132H13V134L14 135H18L17 136V140L18 141H20L21 139H23V137H26V138H32V136H34L33 135V131H34V129H36V127L34 126V124H36V122L39 120H37V119H33V121L32 122H29V124H28V126H25L24 125V123H23V113L25 112V111H29V112H34L33 113V115H38L39 114V116H40V113H39V111L38 110H36L38 107H37V104H36V109H35V107L33 106L36 102L34 101V104H33V99L32 98H34V97H32V98H30V97H28V95H26L25 93L24 94H22V95H19L17 98L15 97V96H13V95H11ZM35 94V93H34ZM40 94V95H41ZM52 94H50V96L49 97H43L44 99H40V98H42V95H41V97L40 96H38V97H40L39 98V101H40V103H44L45 105H47L46 104V99H51V98H53L52 97ZM159 94V93H158ZM167 94V93H166ZM171 94V93H170ZM169 94V95H170ZM174 94V93H173ZM187 94V95H186ZM190 94V93H189ZM203 94V93H202ZM203 94V95H204ZM257 94V93H256ZM18 95V94H17ZM16 95V96H17ZM32 95V94H31ZM36 95H39L38 94V92H37V94H35V96ZM54 95V94H53ZM69 95V94H68ZM71 95V94H70ZM77 95V94H76ZM160 95V94H159ZM159 95L157 96L158 98H159ZM186 95V96H185ZM191 95V94H190ZM190 95H188L189 96V99H191L190 98ZM240 95V96H241ZM248 95V94H247ZM250 95V94H249ZM1 96H4V95H2L1 94ZM30 96V95H29ZM78 97H79V99H81L82 97H80V95L78 94L77 95ZM76 96V97H77ZM86 96V95H85ZM166 96H168V95H166ZM196 96H197V93H196ZM198 96H199V94H198ZM208 96V95H207ZM23 97H27L28 98V100H29V102H30V104L29 105H25L24 104V102H22V100L23 99H26V98H23ZM141 96H137L136 97V99H138L137 100V102H136V100H135V102L137 103H135L137 106V109H141L140 108V106H139V104H138V101H139V98H140ZM152 97V96H151ZM157 97H155L154 98V96H153V98L154 99H156ZM179 97V96H178ZM206 97V96H205ZM15 98V99H14ZM35 98H37V97H35ZM34 98V99H35ZM66 98V97H65ZM153 98H151V101H150V104H152V106H154L155 107V105L157 106V107H155V108H158L160 105L158 104L157 105V101H154L153 100ZM194 97L192 96V99H193ZM200 98V97H199ZM198 98V99H199ZM237 98V97H236ZM249 98V97H248ZM181 99V100H182ZM197 99V100H198ZM238 99H239V97H238ZM242 100H244L243 99V97L241 98ZM247 99V98H246ZM52 100V99H51ZM54 100H55V97H54ZM144 99H141L140 101L141 102H139V103H142V106L143 105H146L145 103H147L148 105H149V101H147V100H150V98L149 99H147L146 101L147 102H145V100L143 101ZM153 100V101H152ZM184 100H182V101H184ZM196 99H194L193 101H195ZM196 100V102L198 103V101ZM200 100V99H199ZM240 100V99H239ZM15 101H16V104H15ZM50 101V100H49ZM58 101V100H57ZM190 101H192V100H190ZM206 101H207V103H206ZM211 101V100H210ZM51 102V101H50ZM50 102H47L48 104L50 103ZM105 102V101H104ZM126 102V101H125ZM231 102V101H230ZM230 102H228V103H226V106H227V109H226V115H230L231 117H232V120H234V121H237V120H240L241 118H240V115H239V111H238V109H239V107L237 108L234 104H233V102H232V104H233V106L231 105V103ZM106 103V102H105ZM130 103V102H129ZM144 103V104H143ZM190 103H192V102H190ZM194 103L195 102H193L192 104L194 105ZM203 102H201L200 104H204ZM14 105V112L13 111H10V112H8V110H10V108H7V107H9L10 105ZM50 104H52V102L50 103ZM55 104V103H54ZM173 104V103H172ZM185 104V103H184ZM189 104V103H188ZM188 104H185V107L186 108H188V111H189V106L187 107L186 105H188ZM230 105V106H228V105ZM42 105V104H41ZM118 105V104H117ZM148 105H146L147 106V108H149L150 106H148ZM180 105V104H179ZM183 105V104H182ZM205 105H204V108H205ZM152 106H151V108H152ZM164 106V104L161 106V107H159V108H162ZM171 106V105H170ZM173 106V105H172ZM238 106V105H237ZM47 107V108H46ZM46 107H44V109H42L43 110V112H44V110H46L47 112H50V110L52 109V108H49L48 109V107H49V105H47ZM50 107H53V106H50ZM135 107V106H134ZM153 107V108H154ZM165 107V106H164ZM163 107V108H164ZM167 107V106H166ZM175 107H177V106H175ZM180 107H183V106H180ZM147 108H145V109H147ZM153 108L152 109H147V111L148 110H150V113H151V110H153ZM154 108V109H155ZM202 108H203V105H202ZM201 108V109H202ZM41 109V108H40ZM136 109V110H137ZM165 109H168V108H164L163 110L165 111ZM182 109V108H181ZM193 109V108H192ZM197 109V108H196ZM196 109L194 110V112L196 111ZM201 109H200V111H201ZM49 110V111H48ZM52 110H54V109H52ZM52 110H51V112H52ZM159 110V109H158ZM169 110V109H168ZM180 110V109H179ZM207 110H205V111H207ZM225 110V109H224ZM45 111V112H46ZM120 111V110H119ZM146 111V110H145ZM163 111V112H164ZM170 111V113L172 114L173 112H172V110L170 109L169 110ZM169 111H165V113L166 112H169ZM175 111V110H174ZM183 111V110H182ZM182 111H180V114H181V112ZM191 111H193V110H191ZM191 111H189V112H191ZM203 111V110H202ZM229 111H231L230 113H228ZM13 112V113H12ZM43 112H41V113H43ZM46 112V113H47ZM142 112H144L143 110H142ZM153 112H154V110H153ZM159 112H161V109L159 110ZM198 112V111H197ZM204 112V111H203ZM11 113H12V117L10 118V115H11ZM17 113H18V115H17ZM105 113V116L104 117H110V116H112L110 113H107V112H104ZM146 113V112H145ZM155 113V112H154ZM156 113H157V115H159V113L156 111ZM162 113V112H161ZM201 113V112H200ZM207 113V112H206ZM205 113V114H206ZM228 113V114H227ZM25 114H27L26 112H25ZM147 114V113H146ZM153 114V113H152ZM168 113H166V115H167ZM192 114H193V112H192ZM196 114V113H195ZM219 113H217V115H218ZM220 114H224V112L222 113H220ZM220 114H219V118H222L221 116H220ZM17 115V116H16ZM43 115V114H42ZM41 115V116H42ZM47 115H48V113H47ZM47 115H46V118H47ZM155 115V114H154ZM170 115V114H169ZM174 116H175V114H173ZM171 116V117H174V116ZM187 115H189V114H187ZM190 115H191V113H190ZM189 115V116H190ZM197 115V114H196ZM198 115H200V114H198ZM197 115V116H198ZM202 115V114H201ZM209 115V114H208ZM217 115H215V117L217 116ZM225 115V114H224ZM239 115V116H238ZM1 116V115H0ZM26 116V115H25ZM45 116V115H44ZM138 116V115H137ZM169 116V117H170ZM180 116V115H179ZM203 116V115H202ZM210 116V115H209ZM229 116V117H230ZM14 117H16V119L14 120ZM170 117V118H171ZM201 117V116H200ZM215 117H213L214 119H215ZM225 117V116H224ZM229 117H225V118H227V119H231V118H229ZM37 118H38V116H37ZM111 118V117H110ZM170 118H168V116H167V119L168 120H170V121H168L169 123L171 122V121H173L174 120V122L175 123H173V122H171V123H173V124H176L177 122L175 121V119L176 118H178V117H174V119L172 118V119H170ZM180 118V117H179ZM186 118H187V116H186ZM190 118H192L191 116H190ZM205 118V117H204ZM187 119H189V117L187 118ZM210 119V118H209ZM208 119V120H209ZM211 119H212V117H211ZM213 119V120H214ZM217 119V118H216ZM3 120L5 121V122H3ZM112 121L111 122H113V125H117V126H115V127H117V131L116 132H118L119 131V133L121 132L120 130L122 129V127L121 126H119V125H121L117 120H116V118H115V116H112V119H111ZM141 120H143L142 118H141ZM177 120V119H176ZM185 120V119H184ZM212 120V121H213ZM232 120H229V122L230 123H232L231 121ZM24 121H28V120H24ZM189 121V120H188ZM191 121V120H190ZM210 121V120H209ZM212 121H210V122H212ZM217 121V120H216ZM225 121H226V119H225ZM233 121V122H234ZM3 122V123H2ZM34 122V123H33ZM222 122V121H221ZM226 122H228V120L226 121ZM145 123H147V122H145ZM145 123H144V125H145ZM186 123V122H185ZM204 123V122H203ZM213 123V122H212ZM216 123V125H218V123L217 122H215ZM244 123V122H243ZM242 123V124H243ZM5 124V125H4ZM38 124V123H37ZM178 124V123H177ZM176 124V125H177ZM180 124V123H179ZM178 124V125H179ZM187 124H188V122H187ZM197 124V123H196ZM199 124H200V122H199ZM199 124H197V125H199ZM219 124H220V121H219ZM233 124V123H232ZM240 124H241V122H240ZM147 125V124H146ZM171 125V124H170ZM192 125H195L193 122H192ZM201 125V124H200ZM174 126V125H173ZM188 126H190V125H188ZM196 126V125H195ZM203 126H205V124L204 125H202V127L200 126V128H199V126H198V128H196L195 127V130L196 129H198L197 130V132H200V129H202V128H204ZM207 126H208V123L206 124V129H207ZM210 126V125H209ZM208 126V127H209ZM212 126V125H211ZM210 126V127H211ZM236 126V125H235ZM240 127H241V129H243L244 130V132L245 133H247L246 131H248V125L247 124H243V125H239ZM171 127V126H170ZM177 127V126H176ZM186 127V126H185ZM191 127V126H190ZM208 128L207 130H209V131H204V130H201L202 132L204 131L205 133L204 134H206L207 132L208 133H211L210 131L211 130H213V129H211V128ZM213 127V126H212ZM177 128H179V127H177ZM180 128H181V130H183L182 129V127L180 126ZM179 128V129H180ZM216 128V127H215ZM218 128V127H217ZM95 129V128H94ZM186 128H184V130H185ZM205 129V128H204ZM245 129H247V130H245ZM176 130V129H175ZM178 130V129H177ZM216 130V129H215ZM187 130H185L184 132H186ZM251 131V130H250ZM35 132V131H34ZM124 132V131H123ZM182 132V131H181ZM190 132V131H189ZM196 132V133H197ZM202 132H201V134H202ZM42 133H44V132H42ZM42 133H39V134H42ZM118 133V134H119ZM176 133H178V131L176 132ZM207 133V134H208ZM239 133V132H238ZM248 133H250V132H248ZM247 133V135H250L251 136V138H253V140H248V139H246V137H243V138H241L242 139V141H246V143H247V145H250L253 149L252 150H256L258 153H259V155H260V159L258 160L256 157V159L258 160V161H261L260 163L261 164H256V162H257V160L255 161V160H251V157H250V160L249 161H251V163H252V166H253V169L252 168H250V169H252V171H249V170H247L246 168H245V166L246 165H249V164H245V166H243V165H241L242 166V172H244V173H246V174H248L249 176H250V178H248V182L246 181V183L248 184L249 183V185L250 186H253V188H254V192H252V193H254V195H253V198L254 197H257L258 196V194H260L261 192H262V190H264V153L262 152V149H264V146L263 145H256V142H254V138H255V135H253V132H252V134L250 133V134H248ZM255 133V132H254ZM191 134V133H190ZM190 134L189 133H186V135L185 136H187L186 138H187V141L189 142V143H192V146L191 145H189V146H191V148L192 149H194L195 151H194V153H196L197 155L199 154V152H197V150H196V148H197V143L196 142H199V139H198V137L197 136H199V135H197V136H190ZM193 134V133H192ZM198 134H200V133H198ZM12 135V132L11 133H1V137H3L4 139H8L10 136ZM43 135V134H42ZM65 135H67V133H65ZM97 135H98V133H97ZM103 135L104 134H102V135H98V137L96 136V139H102V141H105V139L106 138H101V137H103ZM238 135V134H237ZM40 136V135H39ZM239 136V135H238ZM50 137V136H49ZM49 137L47 138L49 141H48V143L49 142H51V146L52 147H54L55 148V144H53L54 142H53V139H49ZM202 137H203V135H202ZM25 138V139H26ZM34 138H36L35 136H34ZM38 138V137H37ZM36 138V139H37ZM44 138H46V137H44ZM185 138V137H184ZM185 138V139H186ZM200 138V137H199ZM257 138V137H256ZM40 139L41 138H39V139H37L36 140V142L35 141H31V143L29 144V145H32V143L33 144H37L36 146H38V151H39V153L38 152H35V153H38V155H40V157H41V159H43L44 160V158H45V163H46V167H47V171H49V174L51 173V174H55V170H54V168H53V163H50L49 161H48V158H47V160H46V155H47V153H46V151H48L49 152V158H53V153H52V151H50L49 149H47L46 150V147L45 146H43V142L42 143H40ZM31 140H33V138L31 139ZM116 140H117V142L118 143H121L122 142V144H120L121 145V147H126L127 146V153H130V155H131V157H132V161L137 165V163H138V161L139 160H136V159H134L135 158V156H132V154H134L135 153V150L136 149H138V148H135V147H132V149H131V147L129 148V146H128V144H129V141H127V137H126V135H125V133H120L119 134V136H118V138H116ZM29 141V140H28ZM42 141V140H41ZM125 141H127V142H125ZM186 141V142H187ZM7 142V141H6ZM100 142H101V140H100ZM125 142V143H124ZM21 143V142H20ZM47 143V144H48ZM131 143V142H130ZM219 143V142H218ZM218 143H216V144H218ZM225 143V142H224ZM224 143H223V145H224ZM74 145V144H73ZM220 145V144H219ZM225 145H226V143H225ZM216 147H218V146H216ZM224 147V146H223ZM45 148V149H44ZM76 148H77V150H78V153H80V152H82V153H84L83 152V148L80 146V145H77L76 146ZM189 148V147H188ZM31 149V148H30ZM185 149V148H184ZM224 149V148H223ZM239 149V148H238ZM242 149V148H241ZM3 151H4V149H2ZM46 150V151H45ZM55 150V149H54ZM58 150V149H57ZM218 150L219 151H221L222 149H221V145L218 147ZM245 150H246V148H245ZM247 150H249V149H247ZM246 150V151H247ZM45 151V152H44ZM67 151V150H66ZM69 151V150H68ZM190 150H188V152H189ZM223 151V150H222ZM221 151V152H222ZM225 151V150H224ZM243 151V150H242ZM264 151V150H263ZM58 152V151H57ZM150 153H151V151H149ZM184 152V151H183ZM217 152V151H216ZM220 152V153H221ZM229 152V151H228ZM241 152V151H240ZM249 151H247V153H248ZM46 153V154H45ZM72 153V152H71ZM238 153V152H237ZM66 154V153H65ZM69 154V153H68ZM75 154V153H74ZM85 154V153H84ZM87 154V153H86ZM211 154V153H210ZM215 154V153H214ZM222 154V153H221ZM220 154V155H221ZM224 154V153H223ZM223 154H222V156H223ZM235 155H236V153H234ZM242 154V153H241ZM245 154V153H244ZM226 155V154H225ZM247 155V154H246ZM56 156V155H55ZM68 156V155H67ZM73 156V155H72ZM90 156V159H91V154H88L87 155V157H89ZM154 156V155H153ZM219 157L220 159L222 158V161L221 160H219V163H222L221 165H222V167H224L225 165H228V161H226L227 159H225L224 157H227V156H223V157ZM12 156H10L8 159H7V165L9 166V172L10 171H13V170H15L14 172L16 173V172H19L18 171V168H19V166L20 165H18V163L16 162V161H13V158H11ZM71 157V156H70ZM86 157V158H87ZM177 157V156H176ZM240 157H242V156H240ZM245 157V156H244ZM248 157H249V155H248ZM178 159H176L177 161H180L181 159H179V156L177 157ZM180 158H182L181 156H180ZM67 159V158H66ZM74 159H75V157H74ZM198 159V158H197ZM243 159V158H242ZM253 159V158H252ZM106 160V159H105ZM109 160V159H108ZM184 160V159H183ZM231 160V159H230ZM239 160L241 161V159L239 158ZM246 160V159H245ZM245 160H243V161H245ZM75 161V160H74ZM77 161V160H76ZM107 161V160H106ZM182 161V160H181ZM185 161V160H184ZM221 161V162H220ZM249 161H247V162H249ZM16 162V163H15ZM95 162V161H94ZM94 162H92L91 161V163L93 164ZM109 162V161H108ZM185 162H187V161H185ZM228 162V163H227ZM61 164H63L64 163V161H61L60 162ZM75 163V162H74ZM113 163H114V161L112 162V163H110V164H112L113 165ZM181 163V162H180ZM227 163V164H226ZM240 163V162H239ZM223 164H224V166H223ZM28 165V166H27ZM115 165V164H114ZM113 165V166H114ZM240 165V164H239ZM196 166V167H195ZM194 167L195 168H192L191 167V169H189L188 170V173L186 174V178H187V180H188V183L190 182V181H192V180H194L195 181V184H199L200 182H201V180H200V177H198L199 175H198V173L199 172H201L200 171V165L199 166H197V165H195ZM234 166V165H233ZM251 166V167H252ZM25 169L23 170V168H21V166H20V168L23 170V171H26L29 175H32L33 177H35L36 178V175H35V169L32 167V166H30L29 164H27L26 163V167L25 166H23ZM142 167V166H141ZM229 167V166H228ZM227 167V168H228ZM247 167V166H246ZM20 168H19V170H20ZM64 168V167H63ZM115 168V167H114ZM139 169H140V166L138 167ZM235 168V170H234V172H238L241 168L240 167H234ZM113 169V168H112ZM111 169V170H112ZM162 169H164L163 170V172L165 171V172H167L168 171V173H167V177H166V179H169L168 181L170 182V183H172V182H174L173 180H171V176H170V172H169V170H166V168H162ZM2 169H1V165H0V213H2V215L4 216V219H6V218H8V220L11 222H17L18 224H23V223H32L31 225H32V227L31 228H33L31 231H32V233H30V234H27V238H26V240L24 241V240H22V242H21V240L19 241V239H17L19 242H21V244H20V248L21 249H25V254H24V256L23 257H21L20 259H19V264H38V263H36V260L37 259H39L38 257V255H40V254H37V251L38 250H41V249H47V248H49L50 246H49V244L51 243V242H55V241H53L54 239L52 238V236H53V230L55 229V228H59L58 226H60V225H55L54 223L56 222L55 221V219H53L54 221H51L52 220V215H54L55 216V218H57L58 219V217L59 218H61V219H63L62 217L64 216L65 217V215H62L61 213H59L57 210H60V209H62L63 208V206L62 205H59V203H57V206H58V208L59 209H57V210H54V208L56 207L55 206V204H56V202L54 201V202H52V203H50V199H46L45 201H46V203H50L51 204V209L53 210V212L51 211H49L50 212V214L49 213H47V211L49 210V207L47 208V205L45 204V205H38V204H34V205H32V207H30V203L31 202H33V201H35V200H37V199H39V198H42V196H44V195H47L48 194V192L49 191H51V190H54L55 189V186H54V183L52 182V183H49L50 181H46L47 183H49V184H46V187H45V189H44V192L42 191V190H40L39 188H38V184H33V186H31L30 187V190L28 191L29 193H27L28 195V197L27 196H25L24 198H22V195H12V193L13 192H11L8 188H10V187H12V185H13V183L15 182V178H14V172H7L6 174H4V173H2V171H1ZM136 170V169H135ZM144 170H145V168L143 167L142 169H140V171L141 172H139V174H140V176H141V178L143 179L144 178V176L145 177H147L148 179H152V177L151 176H149V174H148V172L147 173H145L144 172ZM21 171V170H20ZM229 171V170H228ZM137 172V173H138ZM99 173H101V171H97L95 174H99ZM230 173V172H229ZM96 175V176H97ZM152 175V174H151ZM161 175V173H159V176ZM163 175V174H162ZM57 177H59L58 176V174L56 175ZM65 176H66V174H65ZM64 176V177H65ZM63 177V178H64ZM241 177V176H240ZM99 178H100V180H101V182H100V187H99V185H98V187L100 188H98L99 190H104V189H106L107 187H108V185H109V183L110 182H108L107 183V181H106V179L108 178L107 176H100L99 175ZM59 180L58 181H60V180H62L61 178H58ZM98 179V178H97ZM144 179H146V178H144ZM239 179V178H238ZM99 180V179H98ZM115 180V179H114ZM116 180H118V179H116ZM240 180H242L241 178H240ZM111 181H112V179H111ZM149 181V180H148ZM12 182V183H11ZM45 182V183H46ZM150 182V181H149ZM148 182V183H149ZM241 182H243V180L241 181ZM61 183V182H60ZM115 183V184H114ZM176 183V182H175ZM244 183H245V180H244ZM245 183V184H246ZM60 185V184H59ZM113 188H118L122 193H124V197H121V198H123V199H125V202H129L130 200H131V198L133 197V193H134V191L136 192L137 190H135V188H133L134 190H132V188H129L128 187V185H126V183H124V182H122V181H112L111 182V184H110ZM154 185V184H153ZM174 185V184H173ZM57 186V185H56ZM155 186V185H154ZM172 186V185H171ZM43 187V186H42ZM93 187V186H92ZM152 187V186H151ZM158 187H159V185H158ZM174 187L175 186H172L171 188L172 189H174ZM37 188H38V190H37ZM56 188H58V187H56ZM61 188V187H60ZM155 188H157V187H152L151 188V190H154V193H151L150 194V199L152 200V202H150L149 201V199H148V195H147V199H146V197H144V196H139V194L137 193V194H135V195H137L138 197H139V202H141V204L142 203H148V205L146 204V206H148V208H147V210H145L144 211V214H146V216H148L149 217V220H152L153 221V223H152V225H151V227H150V225H149V227L148 226H146L145 228L147 229L146 230V234L144 235L145 237L146 236H148L149 234L151 235V233H152V231L154 230L155 232H156V226L155 225H158L160 222H162L163 224L166 222V224L168 225L169 223H168V218L167 217H164V215L162 214L163 212L162 211H165V210H170V208H172V207H170L171 206V203L172 202H170L169 200H171L170 199V196H169V194H167L166 195V193H167V191L168 190H166V188L164 189V188H162V186H160V188H157V189H155ZM179 188V187H178ZM239 188V187H238ZM94 189L96 190V188L94 187ZM171 190V189H170ZM59 191H61V190H59V189H55V193L56 194H58L59 193ZM172 191V190H171ZM197 191V190H196ZM233 191L236 193V196H237V198L239 199V201H240V203H243V204H241V205H246V207L248 208V206L250 205L249 203H247L248 202V199H247V197H246V193H242L241 191H239L237 188H233ZM133 192V193H132ZM138 192V191H137ZM62 193V192H61ZM60 194V193H59ZM133 194V195H132ZM155 194H156V197H159V196H163V200H162V202H164V204L163 205H159V204H157L156 206L154 205V202H157V200H156V197H155ZM134 195V196H135ZM164 195H166L167 196V198H166V196H164ZM235 195V194H234ZM49 196V195H48ZM168 196H169V199H168ZM215 195H213V197H214ZM50 197V196H49ZM62 197H65L66 199H69V196H68V194L66 193V192H64V194L62 195L61 194V198ZM137 197V198H138ZM202 197V196H201ZM71 198V197H70ZM134 198H136V196L134 197ZM251 198V197H250ZM262 198L264 199V195L262 196ZM72 199V198H71ZM70 199V200H71ZM84 200V199H83ZM86 200V199H85ZM72 201H74V200H72ZM90 201V200H89ZM133 200H131V202H132ZM250 201V200H249ZM93 202H95V201H93ZM93 202H89L88 204H86V206H89V207H91V209L93 210V209H95V205H94V203ZM120 202V201H119ZM134 202H136V199L134 200ZM134 202H132V203H134ZM76 202L74 201V204H75ZM250 203H251V201H250ZM253 203V202H252ZM5 204V205H4ZM73 204V206H75ZM83 204H85V202H83ZM136 204V203H135ZM187 204L188 203H186V205L184 206L183 204H182V206L184 207H182L183 208V210H184V212L186 211V210H190V207H188L187 206ZM248 204V205H247ZM168 206L167 207V209L166 208H164L165 206ZM204 205H205V202H204ZM252 205H255V204H252ZM251 205V206H252ZM259 205V204H258ZM258 205L256 206L257 208H258ZM72 206V207H73ZM142 206H143V204H142ZM141 206V207H142ZM207 206V205H206ZM204 207V212H206L208 215H211L212 214V207L213 208H215V210H216V212H217V214H219V213H221V212H223V213H225V215L228 217V216H230V214H227L228 213V207H225L224 205V207L223 208H220V204H218V202H217V200H215V201H212V202H210L209 203V206H207V207ZM255 206H252L253 208H255ZM264 206V205H263ZM76 207V206H75ZM97 207H99V206H97ZM96 207V208H97ZM249 208H251L250 206H249ZM32 209H34V211H35V215H36V219H38L37 221H35V219L33 218L32 220H29V218H28V216L30 215V210L32 211ZM74 209V208H73ZM76 209H78V208H76ZM98 209V208H97ZM140 209V208H139ZM243 209V208H242ZM25 210H26V212H25ZM85 210V209H84ZM91 210V211H92ZM141 211H142V209H140ZM183 210H179V211H177V213H181V212H183ZM248 210V209H247ZM252 210V209H251ZM254 210V212H255V210L256 211H260V213H263L264 214V207H261L260 206V208L257 210V209H253ZM43 211H45L46 213H47V215H48V217L46 218V219H44L42 216H41V213L43 212ZM73 211V210H72ZM245 211H246V209L242 212V216H241V218H239L240 220H239V222L238 223H240V221L241 220H244L245 221V219H247V220H251L252 218H253V216H252V218L250 219V217L247 215L248 213L246 212V214H245ZM75 211H73V213H74ZM175 212V211H174ZM253 212V213H254ZM169 213V212H168ZM194 213V212H193ZM192 212H191V210H190V214L189 215H184V217H185V219L182 217V218H178V219H176L175 217L174 218H172L171 216H169V217H171L172 218V220H171V223H170V225H166V226H164L163 225V229H164V232L162 233V235L163 236H165L166 238H169L170 239V241L171 242H173L174 244H175V240L173 239V233L172 234H170V231H169V228L171 229V227L174 229H176V231L177 232H182L181 231V227H183V226H191V225H195L196 227H197V229L198 230H202V231H204V230H208V231H210L211 230V227H214V224L213 223H211L210 225H206V224H204V219H198L199 217H197L195 214H193ZM252 213V212H251ZM252 213V214H253ZM74 215V214H73ZM72 215V217H74ZM172 215V214H171ZM173 215H174V213H173ZM231 215H232V213H231ZM61 216V217H60ZM116 216V215H115ZM167 216V215H166ZM183 216V215H182ZM108 217H111L110 215H106V216H104V217H101V221H108L109 220V223H112L111 224V227L112 226H115L116 227V229L117 230H122V229H126V230H128V229H130L131 227V224H129L128 223V221L125 223V221L124 222H122L121 220H119L118 218H116V217H112V218H109L108 219ZM119 217V216H118ZM194 217H196V218H194ZM145 220H146V218H144ZM59 220V219H58ZM50 222V223H47V222ZM110 221H112V222H110ZM121 221V222H120ZM148 221V220H147ZM6 222H7V220H6ZM51 222L54 224V227H52V225H51V227H50V224H51ZM99 222V221H98ZM249 222V221H248ZM28 223V224H29ZM102 223V222H101ZM149 223V222H148ZM148 223H146L145 222V224H148ZM161 223V224H162ZM214 223H216L217 225L215 226L216 227V229H218V230H220V228L222 227V222L220 221V218H217L215 221H214ZM246 223V222H245ZM244 223V224H245ZM11 224V223H10ZM57 224V223H56ZM82 224V223H81ZM80 223H79V225H81ZM98 224V223H97ZM105 224V223H104ZM149 224H151V223H149ZM248 224H250L251 226L253 225L252 224V222L250 221ZM243 225V224H242ZM41 226V229H42V233H37L35 230L38 228V227H40ZM162 226V225H161ZM241 226V225H240ZM83 227V226H82ZM81 226L80 227H75V229L76 230H78V232H79V234H80V237L79 238H77V240L73 237L72 238V236L69 238L70 239V242H69V244L67 243H65V241H67V240H63V236H65L68 232H63L64 233V235L62 236L61 235V232L60 233H58V234H56L55 235V240L56 241H58L59 243H63L64 244V250H69V252L71 251L72 253V258L70 257V261H71V259H73L75 262L76 261H79V260H81V259H86V258H89L90 256L91 257H93V259H95L94 257H97V255L96 256H92V254L94 253V252H91V251H89L90 249L89 248H87V245L85 244V239H87L88 238V235L87 234H85L86 232H84L85 230L82 228ZM135 227V226H134ZM100 228H102L101 226H100ZM133 228V227H132ZM253 230L254 231H259L260 232V236H263V234L261 233V230L259 229V227L257 226V227H255V226H253ZM40 229V230H41ZM60 229V228H59ZM112 229V228H111ZM134 229V228H133ZM58 230V229H57ZM75 230V231H76ZM117 230H114L115 232H117ZM151 231V233H150V231ZM63 231V230H62ZM113 231V230H112ZM123 231V230H122ZM128 231H130V230H128ZM144 231H145V229H144ZM144 231H140V232H142V233H145ZM38 232H40L39 230H38ZM57 232V231H56ZM127 232V231H126ZM107 233V232H106ZM113 233V232H112ZM112 233H111V235H112ZM9 234H11L10 232L7 234V230H6V228L5 227H3L1 224H0V249H1V251L2 250H4L5 249V247H6V245H7V241H9L10 240V237H14V236H9ZM71 234V233H70ZM129 234H131V233H129ZM16 235V234H15ZM72 235V234H71ZM109 235V234H108ZM114 235V234H113ZM136 235V234H135ZM134 234H133V236L134 237H136ZM149 235V236H150ZM152 235H154V234H152ZM26 236V235H25ZM87 236V237H86ZM93 236V235H92ZM19 237H20V235H19ZM23 237V236H22ZM109 237V239H110V237L112 238V236H108ZM151 238H149V239H152V240H158V238H154V237H158L157 235L156 236H150ZM227 238V239H225V238ZM223 238H222V241H220V242H218V243H216L218 246L222 243V244H224L223 242H227V241H230L229 239H231L232 238V236H231V238H229V236H224ZM25 238V237H24ZM92 238V237H91ZM7 239H9V240H7ZM22 239V238H21ZM73 239H75V241L73 240ZM109 239H108V241H109ZM186 239V238H185ZM185 239H184V236H183V242L185 243ZM115 240V239H114ZM18 241H16V242H18ZM112 241H113V238H112ZM159 242H160V240H158ZM110 242H111V239H110ZM56 243V242H55ZM114 243V242H113ZM147 243V242H146ZM165 243L166 242H163L162 243V245L163 246H161V248H163V247H165ZM220 243V244H219ZM24 244V245H23ZM131 244H133V243H131ZM135 244V243H134ZM26 245H28V246H26ZM70 245H72L71 247V250H70V248H69V246ZM188 245V244H187ZM190 245V244H189ZM189 245H188V247H189ZM241 245V244H240ZM52 246V245H51ZM132 246V245H131ZM225 246V245H224ZM128 247V248H127ZM145 247V246H144ZM220 247V246H219ZM226 247V246H225ZM244 247V246H243ZM126 248L127 249H129V246H126ZM125 248V249H126ZM146 248V247H145ZM160 248V247H159ZM158 248V249H159ZM241 248L242 247H238V249L237 250H235V251H233V253H236V252H238L239 250H241ZM50 249V248H49ZM49 249H48V251H49ZM52 250V252L54 251V247L52 246V248H51ZM169 249H170V247L169 248H167L166 249V251H167V254L169 255V254H172V252L171 251H169ZM180 250H181V248H179ZM130 250V249H129ZM157 250V249H156ZM183 250V249H182ZM181 250V251H182ZM222 250V249H221ZM254 250L256 251V249H253L252 248V252L253 253H255L254 252ZM51 251H49V252H51ZM125 251H127V250H125ZM33 252H36V253H33ZM46 252V251H45ZM180 252V251H179ZM194 252V251H193ZM222 252L224 253V250H222ZM244 252V251H243ZM258 252V251H257ZM4 254H0V264H5V260H6V258H8V257H13V255L12 254H10V252H3ZM131 253V252H130ZM233 253H230L231 255L233 254ZM53 254V253H52ZM184 253L182 252V254H181V256L183 255ZM48 254H47V252L46 253H44L43 254V256H42V258H45L46 256H47ZM94 255H95V253H94ZM143 255H145L147 258H148V263L147 264H165L164 262H161V260H159V258L157 257L156 258V256L155 255H153V253L150 251H147V250H145V252H144V254ZM231 255H229V256H231ZM233 255H235V254H233ZM260 255V254H259ZM166 256V255H165ZM177 255H176V252L175 253H173L172 254V258H174V257H176ZM184 256V255H183ZM185 256H186V254H185ZM184 256V257H185ZM225 256V255H224ZM10 257V258H11ZM260 257H263V256H260ZM41 258V257H40ZM226 258V257H225ZM241 258H243L242 257V255H241ZM245 258V263L244 264H263L264 262H262L261 260H260V258L259 259H257V260H255V261H248V259H250V258H248L247 259V257H244ZM264 258V257H263ZM15 259V258H14ZM97 259V258H96ZM161 259V258H160ZM224 259V258H223ZM228 259V258H227ZM240 259V258H239ZM63 260L64 261H67V258H65V256L63 257ZM188 260V259H187ZM237 260H238V258H237ZM96 261H98V260H96ZM100 261V260H99ZM224 261V260H223ZM228 261V260H227ZM92 262V261H91ZM90 262V263H91ZM101 262V261H100ZM97 263V262H96ZM187 263V262H186ZM233 262H230V264H232ZM235 263V262H234ZM238 263H240V262H238ZM95 264V263H94ZM100 264H107V263H105V262H101ZM187 264H190L189 262L187 263Z\"/></svg>", "mask_w": 264, "mask_h": 264}, {"label": "snow or ice", "instance_id": "obj_3", "mask_svg": "<svg viewBox=\"0 0 264 264\" xmlns=\"http://www.w3.org/2000/svg\"><path fill=\"white\" fill-rule=\"evenodd\" d=\"M190 154H194V149H191V146H189Z\"/></svg>", "mask_w": 264, "mask_h": 264}]
</instances>
